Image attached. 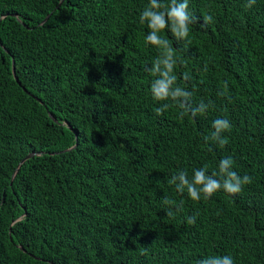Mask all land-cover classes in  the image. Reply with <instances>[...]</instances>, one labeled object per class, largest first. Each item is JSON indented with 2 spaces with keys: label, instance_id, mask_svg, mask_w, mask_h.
<instances>
[{
  "label": "trees",
  "instance_id": "obj_1",
  "mask_svg": "<svg viewBox=\"0 0 264 264\" xmlns=\"http://www.w3.org/2000/svg\"><path fill=\"white\" fill-rule=\"evenodd\" d=\"M59 1L0 0L16 14L0 19V264H264V0H189L191 43L161 33L190 106L210 105L195 118L152 97L148 0ZM218 118L223 148L204 140ZM227 157L253 179L240 194L193 201L168 183ZM164 198L183 202L174 218Z\"/></svg>",
  "mask_w": 264,
  "mask_h": 264
},
{
  "label": "clouds",
  "instance_id": "obj_2",
  "mask_svg": "<svg viewBox=\"0 0 264 264\" xmlns=\"http://www.w3.org/2000/svg\"><path fill=\"white\" fill-rule=\"evenodd\" d=\"M256 4V0H247V7L252 8ZM189 0H148L147 6L140 13V23H147L150 29L146 36V42L155 46L160 54L153 61L149 71L156 77L151 83V94L155 101L175 102L181 109L190 112L195 118L198 114H204L210 105L203 101L198 106L191 107L192 93L177 84V75L174 70L178 63L183 64L184 61L177 55V50L169 39L164 38L161 33L166 29L171 32L177 41H185L191 43L189 39L190 25L194 23V16L189 12ZM213 16L204 17V24L213 22ZM207 71V65H205ZM184 80L187 81L189 76L184 73ZM220 96H227L230 99L228 91V82L223 84V90L218 93ZM170 107L168 103L162 104L161 107L154 109L156 115L160 116ZM184 112H181L183 117ZM214 131L210 136H205V142L212 141L218 143L223 148L228 144V137L224 136L225 132L231 131V124L226 118H218L213 121ZM234 161L231 157L224 158L220 161L218 172L207 173V166L194 170L193 176L189 179L187 171L181 170L171 176L168 180L170 185H174L180 194L187 193L188 197L193 201H199L201 197L210 199L218 191L235 196L243 191L244 186L253 182L249 175L241 177L233 170ZM162 204L166 206V216L174 218L176 212L183 208V202L177 204L176 201L164 198ZM175 209V211L173 210ZM189 225L196 223L195 216L186 218ZM197 264H235L230 255H213L202 258Z\"/></svg>",
  "mask_w": 264,
  "mask_h": 264
},
{
  "label": "water",
  "instance_id": "obj_3",
  "mask_svg": "<svg viewBox=\"0 0 264 264\" xmlns=\"http://www.w3.org/2000/svg\"><path fill=\"white\" fill-rule=\"evenodd\" d=\"M60 1H61V0H60ZM60 1H59V3H60ZM59 3H58V4H59ZM56 6H58V5H56ZM6 15L16 16V14H14V13H4V14H2V15L0 16V19L3 18V17L6 16ZM48 16H49V14L45 15V17H44L43 20L40 22V24L43 23V22L48 18ZM11 73H12L13 79L16 81V83H18V80H17L16 76L14 75V68H13V60H12V59H11ZM23 90H25V89L23 88ZM34 98H35L39 103L42 104V101H41L39 98H37V97H35V96H34ZM48 116H49L52 120H55V119L52 117L51 113H48ZM68 128L71 129L69 126H68ZM74 145H75V144H74ZM74 145H73V146H74ZM73 146H71V147H69V148H67V149H65V150H68V149L72 148ZM65 150H63V151H65ZM60 152H61V151H60ZM36 154H38V153L30 152V153L24 155V156L18 161V163H17V165H16V167H15L14 172L18 169V167H19V165H20L21 163H23L26 159H28V158H30L31 156L36 155ZM50 154H52V153H50ZM12 176H13V174H12Z\"/></svg>",
  "mask_w": 264,
  "mask_h": 264
}]
</instances>
